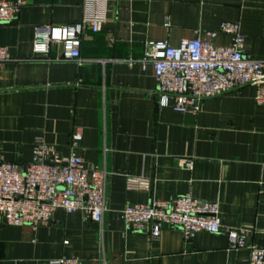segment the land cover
I'll return each mask as SVG.
<instances>
[{"label": "crops", "instance_id": "crops-1", "mask_svg": "<svg viewBox=\"0 0 264 264\" xmlns=\"http://www.w3.org/2000/svg\"><path fill=\"white\" fill-rule=\"evenodd\" d=\"M96 12L105 23L83 36L78 61L63 60L60 46L34 57L35 27L71 25ZM221 22L238 23L244 53L264 60V0H26L13 23L0 24V47L10 55L0 65V158L28 163L34 147L45 145L107 174L100 224L61 210L35 228L0 221V264L61 257L82 264H249L248 249L231 246L227 230L243 231L248 246H264V105L254 100L255 86L179 113L171 97L158 105L153 69L143 60L149 42L176 47ZM213 43L229 46L231 38L218 34ZM128 178L147 187L128 189ZM185 195L218 204L220 233L186 238L162 226L151 239L121 215L126 206Z\"/></svg>", "mask_w": 264, "mask_h": 264}, {"label": "built area", "instance_id": "built-area-1", "mask_svg": "<svg viewBox=\"0 0 264 264\" xmlns=\"http://www.w3.org/2000/svg\"><path fill=\"white\" fill-rule=\"evenodd\" d=\"M26 0H0V24L13 23ZM105 18L102 13L84 17L64 26H37L33 31L32 54L46 57L55 46L61 47L63 60L80 59V44L87 32L98 33ZM218 34L231 38L229 46L214 45ZM244 36L235 22H221L216 31L203 37L184 39L176 47L149 42L143 60L151 63L158 86V105L173 99V109L186 113L204 99L220 96L247 85L255 86L254 100L264 105V60H255L243 51ZM0 47V65L9 61ZM74 141L80 140L75 134ZM186 168L191 167L184 161ZM107 174L85 165L77 156L59 158L52 148L37 145L28 163L7 162L0 158V221L6 225L32 228L47 225L56 210L65 214L80 211L93 223L102 222L105 211ZM128 189L147 187L142 179H126ZM219 206L188 195L168 202L126 206L121 215L135 231H148L157 239L162 226L182 231L186 238L204 232L221 231ZM228 242L236 249L247 248L249 264H264V246L247 245L243 231L228 229ZM66 244V243H65ZM54 264H82L72 257H61Z\"/></svg>", "mask_w": 264, "mask_h": 264}, {"label": "water", "instance_id": "water-1", "mask_svg": "<svg viewBox=\"0 0 264 264\" xmlns=\"http://www.w3.org/2000/svg\"><path fill=\"white\" fill-rule=\"evenodd\" d=\"M234 90H237V89H234Z\"/></svg>", "mask_w": 264, "mask_h": 264}]
</instances>
